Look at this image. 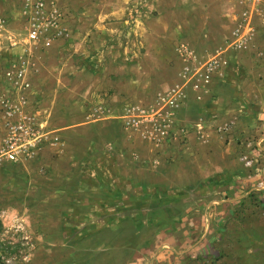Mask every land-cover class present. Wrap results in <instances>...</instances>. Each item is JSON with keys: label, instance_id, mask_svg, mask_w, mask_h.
Here are the masks:
<instances>
[{"label": "crops", "instance_id": "obj_1", "mask_svg": "<svg viewBox=\"0 0 264 264\" xmlns=\"http://www.w3.org/2000/svg\"><path fill=\"white\" fill-rule=\"evenodd\" d=\"M27 1L37 0H0V125L3 99L16 102L20 93L3 71L10 61L25 64L29 87L21 112L43 140L16 163L47 157L52 165L53 155L74 142L84 156L96 155L92 180L126 185V200L106 195L99 185L101 201L85 206L86 212H123L124 218L87 220L76 226L81 231L75 237L67 231L73 222L64 219L62 235L48 236L50 255L59 245L80 242L78 264H264V194L254 188V170L264 174L262 6L255 11L254 0H152L156 15L130 19L129 0H44L62 12L66 37L43 48L27 40ZM241 21L253 32L244 48L233 51L226 43ZM181 47L193 58L185 60ZM218 53L226 63L193 89L184 67ZM91 58L98 71L90 68ZM170 91L180 94V103L172 110L169 137L156 143L142 129L124 125L117 106L123 96L151 102ZM241 155L253 158L256 168H246ZM84 156L70 164L91 162ZM72 175L48 177L69 181ZM112 186L118 191V184ZM105 197H117L118 204L105 209ZM50 201L48 213L57 207ZM69 201L70 211L84 207ZM136 212L166 215L157 223L130 215ZM137 235L141 242L135 245ZM94 241L100 246L91 254L87 247ZM87 252L95 258H85Z\"/></svg>", "mask_w": 264, "mask_h": 264}, {"label": "rangeland", "instance_id": "obj_2", "mask_svg": "<svg viewBox=\"0 0 264 264\" xmlns=\"http://www.w3.org/2000/svg\"><path fill=\"white\" fill-rule=\"evenodd\" d=\"M151 1L152 0H129L130 19L141 18L144 15H156V11L152 10L150 7ZM254 2H257L255 3L256 5H254L255 11H261L262 6V13H264V0H254ZM261 3H263V5H260ZM133 8L138 10V12L133 11ZM93 57H95V54H93ZM98 69L99 67L92 70L98 71ZM158 93L155 94V98L151 102L149 100L147 102L144 101L147 99H129L123 96L122 99L117 101V106H121L123 115H125L124 110L128 105L149 110L155 106ZM118 107L117 109H119ZM124 121V125H127V116H124ZM2 137L3 133L0 125V144ZM73 143L74 142H71V144L67 145L66 153L64 152L65 154H52L55 158V161L51 160L52 165L46 162L47 157H45V160L41 162H6L0 166V264H78V260L75 259V253L80 251V242H74L67 246L59 245L57 250H61L51 255L48 250V248L51 247V245L47 243L48 236L52 235V237H49L58 239L62 235L63 229L61 225L63 220L66 219V221L70 223L73 222L74 225L70 226L75 227L72 228V230L67 229V231L73 232V237H75V233L79 234V231H81L79 228H76V226L78 227L79 224L84 225L87 220L95 223V221L103 220L105 222L125 217L126 214L123 212L111 213L104 211L102 213H95L93 211H85L87 202L91 201L93 205H97V200L101 201L103 196L97 191L99 185H104L103 188L99 187V189L105 190L104 192L106 195L117 193L114 195H121V197L124 195V200H126V189H124L126 185H124L123 182H113L112 180H92L94 177L88 174L91 172L94 174L98 170L99 166L95 164L97 161L95 159L96 155L92 153L91 155L93 158L91 155L90 157L84 156V154L79 153V150L76 149ZM45 155H47V153ZM80 156H84V161L85 158H88L91 162L87 164H76V162L70 164L73 157L79 158ZM102 170H100V172ZM109 172L110 169L107 167L106 173ZM52 173L62 174V176L65 173H75L76 175H72L71 178H73V180L64 181L59 177V179L54 181L48 177V174ZM117 184L118 191H115L117 188L112 185L115 186ZM53 190H56V196ZM67 190L68 194L70 190H73L76 194L75 198H66L65 192H67ZM71 199L73 204L84 206L80 207L81 211H79V209H77L76 212L69 210L70 208L68 205L71 203V201H69ZM117 199V197H109V199L105 197L104 208L107 209L111 207L113 203L118 204ZM141 199L142 198H139L137 194V205L142 204L140 201ZM48 200H51V205L55 204L57 206L55 207L56 211L50 213L45 211L47 210ZM130 215H133L137 220H151L158 223L162 215L166 214H161L160 212L152 214L136 212ZM87 238L88 241L91 240L89 237ZM87 238L83 240L84 244ZM126 238L125 236L123 239H120L121 247L127 244ZM140 238L141 237L137 235L136 241L138 243L136 242L135 245L141 242ZM124 240H126L125 244ZM83 242L81 243L83 244ZM86 245L87 244H85V246ZM99 246L100 245L94 241L92 244L88 243L87 250L93 254ZM66 250L68 252H66ZM91 254L88 253L87 256L85 255V258L90 257L89 259H94L95 257H91ZM72 256L74 258L69 262ZM122 257L124 256L122 255ZM91 261H89L90 264H96L95 261ZM81 263H83V261H81Z\"/></svg>", "mask_w": 264, "mask_h": 264}, {"label": "built area", "instance_id": "obj_3", "mask_svg": "<svg viewBox=\"0 0 264 264\" xmlns=\"http://www.w3.org/2000/svg\"><path fill=\"white\" fill-rule=\"evenodd\" d=\"M26 10V37L33 44L41 43L43 48H47L58 39L66 37L65 30L61 27L62 12L56 5L44 0L27 1ZM133 11L138 12L135 8ZM253 28L249 22L241 21L234 31V39L226 43L228 49L233 51L244 48L250 39ZM182 55L185 60L193 58V54L181 47ZM219 53L215 56L196 65L197 67H184L182 76L193 78V89L204 87L212 78L215 72L220 69L224 60H220ZM260 55V52L259 54ZM95 59L90 61V68L97 69L98 65ZM3 75L6 81L10 82L19 93L16 102L4 98L2 105V141L0 144V166L3 163H15L21 155L32 156L39 148L42 137L37 128L21 112V106L25 102L24 92L29 87L28 66L18 62L10 61L5 67ZM180 94L170 91L165 94H158L156 97V106L146 110L137 106L128 105L124 110V116H127V125L142 129L145 135L154 142L159 143L161 139L170 135L172 127V110L179 105L178 98ZM240 160L243 165L254 170L256 165L253 158L241 155ZM257 175L254 181V188L264 194V174Z\"/></svg>", "mask_w": 264, "mask_h": 264}]
</instances>
